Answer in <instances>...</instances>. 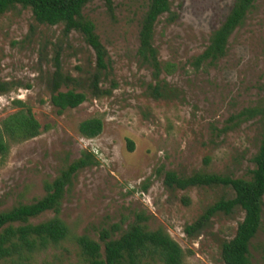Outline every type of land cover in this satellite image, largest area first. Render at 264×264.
I'll list each match as a JSON object with an SVG mask.
<instances>
[{
	"label": "rangeland",
	"instance_id": "rangeland-1",
	"mask_svg": "<svg viewBox=\"0 0 264 264\" xmlns=\"http://www.w3.org/2000/svg\"><path fill=\"white\" fill-rule=\"evenodd\" d=\"M111 1L112 14L103 0H92L82 11L107 53L98 98L88 89L94 56L78 33L65 37L61 27L38 26L31 13L19 7L1 17L0 82L16 88L0 94V121L16 110L12 102L18 99L31 108L41 134L12 146L0 166V212L41 198L44 182L89 152L97 165L76 174L60 207L69 238L35 255L31 264H81L73 237L98 240L100 230L118 225L123 231L141 214L150 230L163 228L179 244L183 264H223L220 246L233 237L243 218L240 209L216 215L193 237L186 236L184 227L208 205L231 198V191L168 189L164 174L188 177L202 171L250 177L252 158L264 137V119L237 123L230 117L264 104V0L255 1L230 36L225 56L199 68L192 61L234 0H170L175 19L170 22L168 14L158 19L153 44L159 61L174 63L177 70L160 76L171 89H159V95L151 69L136 55L146 0ZM56 60L62 73L76 81L61 91L73 88L87 96L79 107L61 115L49 101ZM95 117L103 122L101 134L82 138L79 124ZM52 216L45 212L30 222ZM250 252V264H264V207Z\"/></svg>",
	"mask_w": 264,
	"mask_h": 264
},
{
	"label": "trees",
	"instance_id": "trees-1",
	"mask_svg": "<svg viewBox=\"0 0 264 264\" xmlns=\"http://www.w3.org/2000/svg\"><path fill=\"white\" fill-rule=\"evenodd\" d=\"M91 1L0 0V19L5 13L19 7L28 10L38 26L61 27L65 37L72 32L78 33L94 56V73L88 89L93 97L98 98L102 96L98 86L107 70V53L95 33V25L82 14L85 6ZM103 1L108 13L112 14V1ZM255 1L234 0L229 13L213 31L203 52L192 61L193 67L212 64L225 56L230 36L243 24ZM170 5V0H146L138 32L136 55L143 65L151 69L155 81L154 92L158 95L159 89H171L160 76H171L177 70L174 63L159 61L157 49L153 44L158 19L164 14L170 16V22L175 19L170 13ZM54 68L49 101L56 113L61 115L66 110L79 107L86 101L87 96L73 88L61 91V87L75 84L76 81L62 73L57 60ZM15 88L13 83L0 82V94L9 93ZM12 103L16 110L0 121V166L12 146L32 140L41 134V126L34 118L31 108L18 99ZM263 119V103L243 109L230 117V120L237 123ZM102 129L103 122L96 117L85 120L78 126L80 136L89 140L98 137ZM132 149V143L128 142V151L132 152ZM252 163L253 170L248 179L230 178L202 171L188 177H179L173 172L164 174L163 184L168 189L223 187L231 191V198H220L208 205L192 224L184 227L186 236L193 237L216 215H229L236 208L240 209L243 218L238 223L233 237L220 246L219 255L223 264H250L251 241L262 226L264 137L259 141ZM92 165H97L94 155L83 152L80 158L60 170L51 182H44L45 194L41 198L30 204H19L8 211L0 212V263L31 264L35 255L57 247L69 238V229L59 217L61 203L76 174ZM45 212H52L53 216L38 224L30 222ZM146 221L144 215H136L134 221L123 231H120L118 225L100 230L98 240L86 235L73 237L81 264H183L185 253L179 244L163 228L150 230L145 224ZM117 233L119 235L114 238Z\"/></svg>",
	"mask_w": 264,
	"mask_h": 264
}]
</instances>
